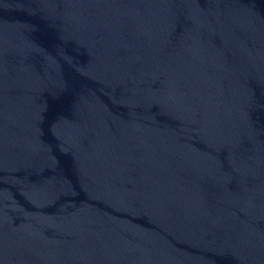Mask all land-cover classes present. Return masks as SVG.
Here are the masks:
<instances>
[{
	"label": "water",
	"instance_id": "1",
	"mask_svg": "<svg viewBox=\"0 0 264 264\" xmlns=\"http://www.w3.org/2000/svg\"><path fill=\"white\" fill-rule=\"evenodd\" d=\"M0 264H264V0H0Z\"/></svg>",
	"mask_w": 264,
	"mask_h": 264
}]
</instances>
